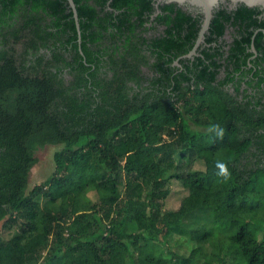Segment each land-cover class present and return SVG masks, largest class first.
Returning <instances> with one entry per match:
<instances>
[{"label":"trees","instance_id":"1","mask_svg":"<svg viewBox=\"0 0 264 264\" xmlns=\"http://www.w3.org/2000/svg\"><path fill=\"white\" fill-rule=\"evenodd\" d=\"M74 2L86 57L68 0H0V223L16 229L0 235V264H264V90L216 85L214 47L189 67L195 79L168 67L200 29L201 18L176 4L159 7L153 24L163 29L149 38L140 29L154 0ZM259 9L239 5L237 34L251 41L248 28L264 27ZM231 18L217 13L206 41ZM263 36L255 37L262 61ZM88 42L110 55L113 75L101 74ZM149 65L152 74L141 69ZM213 123L223 140L208 131ZM48 145L62 147L55 171L29 189ZM218 159L227 181L216 175ZM173 181L188 194L167 209ZM175 235L176 244L192 242L188 256L169 246L164 254Z\"/></svg>","mask_w":264,"mask_h":264},{"label":"flooded vegetation","instance_id":"2","mask_svg":"<svg viewBox=\"0 0 264 264\" xmlns=\"http://www.w3.org/2000/svg\"><path fill=\"white\" fill-rule=\"evenodd\" d=\"M164 4L165 3H161L157 5V3H155V7H156L155 13L151 15L150 21L145 23L144 27L140 29L143 31L145 27L150 28L146 32H144L145 36L147 34L149 38H153L156 36V34L159 31H162L163 27H159L158 29V26H154L153 20L155 16H157L161 12L159 7ZM239 5L241 4L233 5L230 3H223L218 8L215 9L213 13L214 16L218 13L223 16H231L232 18L225 19L226 29H225L224 34L221 36H217L216 37L217 39L215 41H212L209 43L206 41V35L211 30L210 29L211 23H210V27L205 34V41L201 42L198 45V47L196 46H197L199 32L202 27L204 16L201 13H192V12L187 11L188 13L194 15L195 17L199 16L201 18L198 36L195 39V43L192 49L188 53L183 54L182 56L175 59L173 62H171L168 65V67L176 68L178 69L179 72H184L185 74H189L191 77L194 78L192 72L189 70V67L194 65L198 57L204 58V54L202 53L201 49L205 47H209V48L214 47L220 50L216 52L217 54L215 57V60L219 65L217 69V73H216V80H215L216 85H218L222 89L229 90V91L264 90V61L259 59V54L261 55V53H258L255 47L256 34H258L259 32H262L264 34V27L263 26H259V27L250 26L251 28H248L249 30H252L254 33L253 36H251V41L247 40V35L242 36V35L237 34V31L240 29V25L245 26V24L243 23L240 25L234 24V21H235L234 16L238 14ZM113 10L114 9H112L111 6H109L108 4L106 11H113ZM259 10H260V13L258 14V20H259L258 24L264 25L263 24L264 23V10L262 9H259ZM120 12H121L120 10H115V12L113 13L118 15L120 14ZM243 22L246 23L247 25V22H245V20ZM108 31H111V29H102L103 33H108ZM80 32H81V29H80ZM103 37L105 36L103 35ZM123 38L124 37L121 34H119V37L115 40L116 41V55H119V56L124 50ZM102 41H105L111 44L113 40L111 39L107 41L104 39ZM77 42H78V49H79L81 56L86 57L85 52L81 49L82 38H81V35L79 37V33H78ZM98 43H101V42H98ZM237 45L242 46L243 50L233 51L232 49L236 47ZM87 46H88V52L90 53L89 57L94 56L102 60V62L100 63L101 66L99 67L101 74L102 75H113L115 67L111 66L110 62H108L110 55L107 54L106 52L100 51L98 44L95 45L92 42H88ZM113 48L114 47H112L111 51H113ZM194 48H196V52L190 55V53L192 52V50H194ZM38 54H45L46 57H50L52 52L49 48H41L38 50ZM69 54H72V52ZM147 56L150 59V64L154 63L155 55L152 54L151 51L147 52ZM180 60H184V64H181ZM88 65L94 67L97 64L89 63ZM149 66L150 67L142 66L141 67L142 71L145 73L152 74L153 65H149Z\"/></svg>","mask_w":264,"mask_h":264},{"label":"rangeland","instance_id":"3","mask_svg":"<svg viewBox=\"0 0 264 264\" xmlns=\"http://www.w3.org/2000/svg\"><path fill=\"white\" fill-rule=\"evenodd\" d=\"M16 51L21 52L22 45L17 42L15 43ZM61 146H52L48 145L37 151L36 156L38 158V163L33 167L30 174L29 179V189L33 186L42 184L44 181L50 178V176L55 171V162H54V154L56 151L60 150ZM190 166L184 165V169L189 168ZM188 194V191L177 181H173L171 185V194L166 201V208L173 209L177 208L181 202V200ZM98 194L94 191L89 193V197L92 200H96L98 198ZM186 226L191 224V219H187L185 221ZM16 229L13 230L8 229L7 227H3V224L0 223V235H2L5 239L11 238ZM179 236L175 235L173 238L168 239V244L164 246V254H167V247L173 248L175 252L180 255L188 256L192 249V242L187 238L183 239L181 244H176V240ZM180 238V237H179Z\"/></svg>","mask_w":264,"mask_h":264},{"label":"water","instance_id":"4","mask_svg":"<svg viewBox=\"0 0 264 264\" xmlns=\"http://www.w3.org/2000/svg\"><path fill=\"white\" fill-rule=\"evenodd\" d=\"M154 1L157 3V5L161 3L176 4L185 11L192 13H201L204 16L196 47H198V45L201 42L205 41V34L210 27V23L214 16L213 13L215 9L218 8L221 4L223 3H230L233 5L243 4L250 8L257 7L264 10V0H154ZM68 2L72 9L76 21L77 31L80 37L81 32H80V25H79V18H78L76 4L74 0H68ZM195 52H196V48L192 50L190 55L194 54Z\"/></svg>","mask_w":264,"mask_h":264},{"label":"clouds","instance_id":"5","mask_svg":"<svg viewBox=\"0 0 264 264\" xmlns=\"http://www.w3.org/2000/svg\"><path fill=\"white\" fill-rule=\"evenodd\" d=\"M208 131L210 133H213L218 140H223V138L225 137V128L220 124H210ZM215 166L217 169L216 175L218 177L222 178L224 181H227L231 178V172L228 167V163L218 159Z\"/></svg>","mask_w":264,"mask_h":264}]
</instances>
